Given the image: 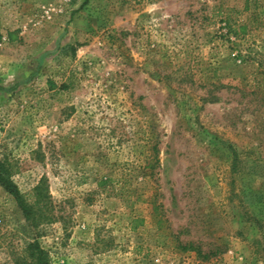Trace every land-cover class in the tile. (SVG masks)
I'll return each mask as SVG.
<instances>
[{"label":"rangeland","instance_id":"1","mask_svg":"<svg viewBox=\"0 0 264 264\" xmlns=\"http://www.w3.org/2000/svg\"><path fill=\"white\" fill-rule=\"evenodd\" d=\"M0 163L50 264H264V0H0Z\"/></svg>","mask_w":264,"mask_h":264},{"label":"trees","instance_id":"2","mask_svg":"<svg viewBox=\"0 0 264 264\" xmlns=\"http://www.w3.org/2000/svg\"><path fill=\"white\" fill-rule=\"evenodd\" d=\"M141 1V0H140ZM0 183L6 187V189L16 198L18 201L24 216L29 222L34 233V240L28 243L26 247L27 256L29 258V264H50L47 251L40 245L38 237L42 234L40 215L41 212L40 198L42 197V188L36 187L34 195L39 197L35 202L27 201L24 196L18 191L17 187L8 178L7 169L0 163ZM142 224V221L140 222ZM137 226H134L136 228Z\"/></svg>","mask_w":264,"mask_h":264}]
</instances>
